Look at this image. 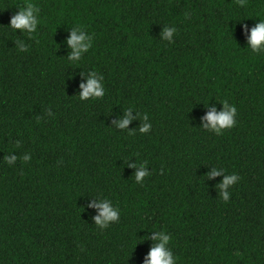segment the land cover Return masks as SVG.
I'll list each match as a JSON object with an SVG mask.
<instances>
[{
	"label": "trees",
	"instance_id": "obj_1",
	"mask_svg": "<svg viewBox=\"0 0 264 264\" xmlns=\"http://www.w3.org/2000/svg\"><path fill=\"white\" fill-rule=\"evenodd\" d=\"M23 2L0 0V264H144L154 228L171 234L178 264H264V57L244 30L264 0H33L43 24L31 41L6 28ZM77 23L95 34L79 65L66 59ZM89 71L104 76L103 99H79ZM222 100L237 123L215 135L201 118ZM129 107L150 133L142 120L134 135L115 128ZM13 153L32 159L9 166ZM133 157L148 162L142 185ZM212 167L240 176L228 202ZM95 197L121 208L106 230Z\"/></svg>",
	"mask_w": 264,
	"mask_h": 264
},
{
	"label": "clouds",
	"instance_id": "obj_2",
	"mask_svg": "<svg viewBox=\"0 0 264 264\" xmlns=\"http://www.w3.org/2000/svg\"><path fill=\"white\" fill-rule=\"evenodd\" d=\"M236 4L240 8H246L248 6V0H236ZM18 11L11 17L10 26L6 27L11 29L17 36L23 35L31 41L38 34L39 27L43 24L40 12L41 9L38 4L33 0H24L23 4H18L15 7ZM256 19L258 22L250 29L244 25L247 49H250L251 53L258 57H264V8L256 13ZM178 30L176 27H165L162 33V40L167 41L169 44H173L174 36L177 35ZM20 52H28L31 45L26 44L24 41L17 40L15 42ZM66 45L70 49L67 60L79 65L84 59L86 54L95 47V34H90V31L84 24L77 23L70 28V34L66 40ZM81 76L86 79V82L79 84V99L81 101L103 99L106 95L104 76L98 75L96 71H89L86 74L81 72ZM222 105V110H217V107L213 104L207 103L205 115L201 118L202 129L211 132L215 135H222L225 131L232 129L237 123V107L230 104L227 100L219 102ZM136 113L134 116L133 113ZM52 115L51 110L48 112ZM134 120H142V126L138 132L140 134H148L152 130V124L150 123V117L147 113L141 115L136 112L134 107H129L124 111L122 117H118L115 121V128L120 131H127L130 135H134L137 131L129 130V125ZM16 147H20V142H16ZM135 160L136 158L133 157ZM18 159L27 164L31 161V154H25L22 157L10 154L4 157V161L13 166L17 163ZM129 168L136 169L134 174L135 183L142 185L145 178L149 177L151 173L148 171V162L144 161L138 163H127ZM207 181L215 180L217 177H222V180L216 185L219 188V196L224 202H228L232 195L230 189H232L240 180V176L236 173L228 174L226 169L223 168H211L206 176ZM87 207L93 209L96 215L92 217L94 225L100 230H106L111 225L119 222L121 217V208L118 205H114L112 201L107 198L95 197L91 198ZM149 235L145 240L153 242L147 256L144 259V264H178L179 257H177L172 250V236L166 230L153 229L149 231Z\"/></svg>",
	"mask_w": 264,
	"mask_h": 264
}]
</instances>
